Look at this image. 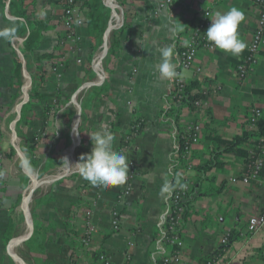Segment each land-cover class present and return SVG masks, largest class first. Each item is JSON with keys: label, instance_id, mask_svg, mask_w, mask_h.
<instances>
[{"label": "crops", "instance_id": "crops-1", "mask_svg": "<svg viewBox=\"0 0 264 264\" xmlns=\"http://www.w3.org/2000/svg\"><path fill=\"white\" fill-rule=\"evenodd\" d=\"M19 1L0 0V31H16L35 20L47 27L39 47L25 57L20 53L23 42L15 47L12 40L0 38V264H102L104 257L109 264H159L170 250L162 232L168 200L160 189L183 171L174 165L186 126L197 121L202 127L189 157L193 168L210 158L216 146L212 138L231 141L247 130L252 108L261 111L264 129V46L243 81L235 71L251 42L259 8L250 0H172L165 8H159L161 0H114L112 11L104 0H75L83 23L74 29L75 44H68L62 41L65 0H22L17 12ZM233 6L245 14L238 28L244 51L233 56L216 47L199 50L194 68L202 69L201 80L192 72L182 73L186 83L198 81L200 90L214 82L221 91H205L209 107L199 114L183 109L177 121L162 115L171 106L172 79L158 71L159 49L174 46L176 64L182 41L202 12L209 10L212 18ZM180 22L184 31L173 33L171 25ZM43 54L57 58L44 65L41 99L28 95L20 103L23 88L30 92L37 83L35 59ZM16 59L21 79L14 77ZM58 61L64 65L59 78L49 73ZM75 119L80 131L72 154L76 163L91 152L93 132L110 130L116 137L114 149L120 151L132 123L138 125L140 134L120 151L130 162L124 185L92 186L78 172L46 183L62 165ZM252 149L253 143L246 142L221 154L219 166L202 177L195 169L185 172L193 186L202 182L185 201L178 264H205L212 258L221 264H261L263 232L249 236L245 229L264 203V174L248 184L230 183L244 171ZM24 157L30 160L29 170L21 167ZM35 180L39 184L29 193ZM126 188L129 194L118 198ZM112 210L118 214L117 231L110 226ZM86 212L96 227L88 249L80 245Z\"/></svg>", "mask_w": 264, "mask_h": 264}, {"label": "built area", "instance_id": "built-area-1", "mask_svg": "<svg viewBox=\"0 0 264 264\" xmlns=\"http://www.w3.org/2000/svg\"><path fill=\"white\" fill-rule=\"evenodd\" d=\"M255 6L259 8L257 15V23L255 29L252 34L251 42L247 48V53L244 59L236 66L235 71L238 77V80L243 81L252 71L253 68L258 63V57L261 52L262 47L264 46V1L263 0H250ZM104 4L109 7L112 11L115 10L114 0H104ZM172 4V0H161L159 4V8H165L168 5ZM211 12L206 10L202 12L200 15L198 22L195 24L192 31L188 34L186 39L189 41L188 46L182 45L178 52L177 60H176V71L178 76L172 79V92L170 94V104H175L179 102L183 98L184 89L186 86V82L182 78L183 72H192V76L195 80H199L203 71L201 68H194L195 58L199 50L212 51L214 49V45L209 42L204 33L208 29L211 24ZM63 26H64V34L62 36V41L68 44H75V27L80 26L83 23V19L80 15L79 10L73 4V0H65V4L63 7ZM114 28H119L120 23ZM112 29V26H110ZM13 45L15 47H19V45L23 42V38L16 37L12 40ZM20 60L21 57L19 56ZM96 60L93 62L92 67L96 69ZM64 65L62 62L58 61L56 64H53L52 67L49 68V73L56 75L58 78L60 77L59 73L63 69ZM98 76L97 83H102V74L99 69L96 72ZM201 80V79H200ZM206 89L201 90L203 95L206 94L205 91H209L211 93H219L221 91V87L218 86L214 82H210L206 84ZM29 89L23 88V94L20 99V103H24L28 99ZM75 102V100H74ZM208 102L206 99L196 100L193 103V111L195 114H199L204 110L208 109ZM262 113L257 108H252L248 112V116L246 119V127L249 132L257 133L258 123L261 121ZM78 126V120L75 119L70 127V137L72 142L70 147L64 150L61 154V159L67 157L69 164L74 165L76 162L73 159V149L77 144V134L74 129ZM139 129L138 126H132L131 133L124 138V143H128L129 140L136 136ZM202 132L201 124L197 121H192L186 126L183 135L181 136L182 144V158H184L185 162L182 165L183 171L178 173L181 178V182L186 183L188 187L185 190H180L177 188L171 198L168 200V213L166 215V219L164 222V239L170 248L169 252L166 253L159 264H178L181 260V249H182V240H181V230L178 229V225L182 221V215L184 213V207L182 206V202H184L185 198L188 196L192 189V182L187 177L185 172L192 171L193 165L189 161L190 154L194 146H196L200 139V134ZM258 134V133H257ZM249 142L253 143V149L250 150L247 156L245 169L237 178H232L230 183L232 184H248L250 182H255L258 180L261 169L264 166V134L259 135L258 137L252 138ZM179 145L177 144L176 150L179 149ZM127 146L123 147L126 148ZM120 150V151H123ZM78 171L74 166L68 167L65 165V162L62 160V165L58 169V171L54 174V176L47 178L46 183L50 184L55 180H60L62 178L70 177L71 175L77 173ZM39 184L37 180L33 181L30 185L29 193H31L36 186ZM129 188L124 189L118 198H122L129 194ZM84 229L81 235L80 244L83 248H88L90 243L92 242L94 235H96V227L92 222V214L90 212H86L84 214ZM110 226L113 231L118 230V214L115 210H112L110 213ZM263 232V242L261 246V250L259 251V257L261 259V264H264V203L261 206L258 213L251 217L245 229V234L252 236L258 232ZM227 236L224 237L222 243H226ZM102 259V264H109V262L104 258ZM205 264H221L218 258H212L208 260Z\"/></svg>", "mask_w": 264, "mask_h": 264}, {"label": "clouds", "instance_id": "clouds-1", "mask_svg": "<svg viewBox=\"0 0 264 264\" xmlns=\"http://www.w3.org/2000/svg\"><path fill=\"white\" fill-rule=\"evenodd\" d=\"M43 15V13H40ZM245 20L244 12L233 6L226 12L217 11L210 19L211 24L204 33L206 39L216 48L233 56H239L246 48V43L240 38L238 28ZM181 22L171 25L173 33L184 31ZM0 38L7 40L15 39V29L7 28L0 31ZM184 46L189 45V41H182ZM161 62L158 71L162 77L171 80L178 76L176 64L173 63L175 55L174 46L161 47L159 49ZM78 135L79 130L74 129ZM90 136L92 149L90 153L81 155L79 161L71 165L67 157L62 160L68 167L74 166L82 178L88 181L92 186L116 187L122 186L127 182L129 173L128 157L114 149L115 135L108 129L102 128L93 132ZM21 167L25 170L30 168V160L24 157L21 161ZM188 187L186 183L181 182L177 175L173 180H165L160 189V196L164 200H169L173 192L179 188L185 190Z\"/></svg>", "mask_w": 264, "mask_h": 264}, {"label": "trees", "instance_id": "trees-1", "mask_svg": "<svg viewBox=\"0 0 264 264\" xmlns=\"http://www.w3.org/2000/svg\"><path fill=\"white\" fill-rule=\"evenodd\" d=\"M14 4H15V2L10 3L11 9L13 8ZM22 4H23L22 0H20L18 2L17 12H18V10H20V7H22ZM73 4L77 7L75 0H73ZM90 21H91V18H90ZM90 24H91V22H90ZM46 27L47 26H46V23L44 21H36L35 20L33 22L27 23L26 27L20 28V29L15 31V37L23 38V43H22V46L20 48V53H21V55H23V57H25V54H27V53L31 54L34 50H36L39 47V45L42 41L43 34L46 31ZM55 58H57V57H55L54 54H43V55H41L35 59L36 63H37V65L35 67V74L38 76V78H37V83H34L30 89L29 97L36 98L37 100L41 99L39 88L40 89L42 88L44 80L46 79V73H47V69H45L46 67L44 68V65L46 66V64L48 62H51ZM15 65L16 66H15V70H14V77L17 76L19 79H21V63H20L19 59H16ZM199 87H200V84L198 81L194 80V81L187 83L185 86V89H184L183 98L179 102L172 104L169 108H167L162 113V115L171 118L173 121H177V119L179 118L180 113L183 109H189V110L191 109L192 110L193 109V103L196 100L206 99V96L201 93V90L199 89ZM134 123H132V126H138L137 124L133 125ZM257 130L259 131V132H257L258 134L254 133V132H249L248 130H245L242 132V134L240 136L235 137L231 141H224V140H221V139L215 138V137L212 138L211 142H212V144H216V146L212 145L213 148H212L211 153H210V158L207 161H205L204 164L196 166L194 168L195 171L197 173H199L200 176L202 177L203 175H205V173L207 171H210L212 168L219 166V162H218L219 160L218 159H219V156L221 154L233 152L236 147L241 146L242 144H244L246 142H249V140L252 138H255V137H258L259 135L264 134V129L261 128V121L258 123ZM140 131H141V126H140ZM139 134L140 133L138 131L137 135H139ZM182 135L183 134H181V136ZM181 136L179 137L178 142H177V144L179 145L178 146L179 149L176 150V152H175L176 153V159H175V165H174L175 168L176 167H182V165L185 162L184 158H182L183 141L181 140ZM123 144H124V146H127L126 143H123ZM191 154H190V156H191ZM261 173L264 174V166L261 169L259 176L261 175ZM201 182H202V180H200L195 186H192L190 193L185 198L184 202H182V206L184 207V213L182 215V221L178 225L179 230L182 229L184 221H185V217L187 215L186 209H185V204L187 202H189V197L191 196V194L194 195L197 190L201 189L200 188ZM185 201H187V202H185ZM80 239H81V237H80ZM81 247H82V245H81ZM84 249H88V248H84Z\"/></svg>", "mask_w": 264, "mask_h": 264}, {"label": "water", "instance_id": "water-1", "mask_svg": "<svg viewBox=\"0 0 264 264\" xmlns=\"http://www.w3.org/2000/svg\"><path fill=\"white\" fill-rule=\"evenodd\" d=\"M105 52H106V47H105V51H104V54H105Z\"/></svg>", "mask_w": 264, "mask_h": 264}, {"label": "bare ground", "instance_id": "bare-ground-1", "mask_svg": "<svg viewBox=\"0 0 264 264\" xmlns=\"http://www.w3.org/2000/svg\"><path fill=\"white\" fill-rule=\"evenodd\" d=\"M29 197V196H28Z\"/></svg>", "mask_w": 264, "mask_h": 264}]
</instances>
